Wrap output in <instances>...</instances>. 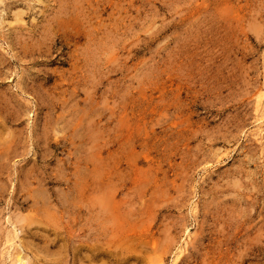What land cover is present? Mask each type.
I'll list each match as a JSON object with an SVG mask.
<instances>
[{"label":"rangeland","instance_id":"374dc122","mask_svg":"<svg viewBox=\"0 0 264 264\" xmlns=\"http://www.w3.org/2000/svg\"><path fill=\"white\" fill-rule=\"evenodd\" d=\"M19 259L264 264V0H0Z\"/></svg>","mask_w":264,"mask_h":264},{"label":"bare ground","instance_id":"6f19581e","mask_svg":"<svg viewBox=\"0 0 264 264\" xmlns=\"http://www.w3.org/2000/svg\"><path fill=\"white\" fill-rule=\"evenodd\" d=\"M19 14V13H18ZM17 17H19V16H17ZM108 205L105 203V202H103V211H104V216H103V220H104V223H106V221H107V210H108ZM109 213V212H108ZM102 214V215H103ZM44 219V218H43ZM40 222V221H39ZM38 224V223H37ZM39 225H41V224H39ZM105 225V224H104ZM42 226H44V224L42 225ZM34 228V227H33ZM35 229V228H34ZM44 229H45V227H44ZM101 229V228H100ZM106 231L104 230V233H105ZM40 234V233H39ZM101 245V244H100ZM106 245H107V242H106V239H105V242L103 243V246L104 247H106ZM52 246V245H51ZM47 248V247H46ZM41 252H43L42 250H41ZM46 252V251H45ZM106 253H107V248H105V250H104V252L101 254V258H104L103 260L105 261L106 259ZM89 258V257H88ZM87 258V259H88ZM23 260V259H22ZM19 261H20V264H26L25 262H23V261H21V259H19ZM37 261V260H36ZM31 263V262H30ZM39 263V262H38ZM36 264V263H35ZM104 264H106V262H104Z\"/></svg>","mask_w":264,"mask_h":264}]
</instances>
